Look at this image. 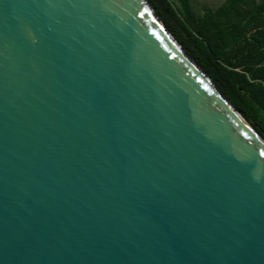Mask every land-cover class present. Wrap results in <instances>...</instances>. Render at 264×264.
I'll use <instances>...</instances> for the list:
<instances>
[{
    "label": "water",
    "instance_id": "obj_1",
    "mask_svg": "<svg viewBox=\"0 0 264 264\" xmlns=\"http://www.w3.org/2000/svg\"><path fill=\"white\" fill-rule=\"evenodd\" d=\"M0 264H264V138L147 0H0Z\"/></svg>",
    "mask_w": 264,
    "mask_h": 264
},
{
    "label": "trees",
    "instance_id": "obj_2",
    "mask_svg": "<svg viewBox=\"0 0 264 264\" xmlns=\"http://www.w3.org/2000/svg\"><path fill=\"white\" fill-rule=\"evenodd\" d=\"M147 2L185 52L264 138V0Z\"/></svg>",
    "mask_w": 264,
    "mask_h": 264
},
{
    "label": "rangeland",
    "instance_id": "obj_3",
    "mask_svg": "<svg viewBox=\"0 0 264 264\" xmlns=\"http://www.w3.org/2000/svg\"><path fill=\"white\" fill-rule=\"evenodd\" d=\"M201 1V0H200ZM202 1H205V2H207V3H210V2H212L213 0H202ZM165 12H167L166 10H164Z\"/></svg>",
    "mask_w": 264,
    "mask_h": 264
}]
</instances>
